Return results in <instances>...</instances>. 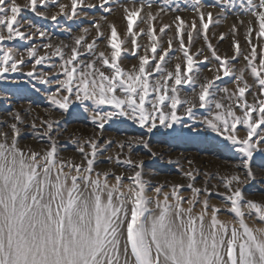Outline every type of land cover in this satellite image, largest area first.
I'll return each instance as SVG.
<instances>
[{"label": "snow or ice", "instance_id": "6c2138e0", "mask_svg": "<svg viewBox=\"0 0 264 264\" xmlns=\"http://www.w3.org/2000/svg\"><path fill=\"white\" fill-rule=\"evenodd\" d=\"M80 117L92 133L62 141ZM178 148L230 162L202 170ZM258 174L264 0H0V264H264Z\"/></svg>", "mask_w": 264, "mask_h": 264}, {"label": "rangeland", "instance_id": "374dc122", "mask_svg": "<svg viewBox=\"0 0 264 264\" xmlns=\"http://www.w3.org/2000/svg\"><path fill=\"white\" fill-rule=\"evenodd\" d=\"M62 2H65V0H62ZM115 7V5H114ZM51 11H56V8L53 7ZM100 12H95V13H89V16H100ZM36 19V22L38 24H43L45 26H48L50 29L53 27L50 21H44L40 20L39 18H34ZM108 19L114 23L117 24L118 30L123 33L125 30V25L124 22L121 20V14L120 11L117 10L115 11L111 16L108 17ZM167 19V17H166ZM233 17L229 16L228 20L219 25L216 31H224L227 30L228 26L232 23ZM141 27H144L145 25L141 24ZM105 29L107 28V25L104 26ZM171 33H169L170 35ZM59 39H66L65 36H59ZM147 38L143 37L141 38V43L146 42ZM164 40V47H167V36L163 38ZM213 43H216V41H213ZM229 40H225L224 42L220 43L219 45V51L221 54L227 52L228 54H231V49L229 47ZM130 47V44L128 45ZM201 46V41H197L195 44V47L192 49L195 51L196 48H199ZM205 54H208L205 52ZM174 55H179V53H175ZM200 59H203V57H200ZM126 65H131L133 63H136V60L134 58H128L124 61ZM239 67V64L237 65ZM27 70V69H25ZM204 71L207 73V69L205 68ZM221 86H224L221 84ZM228 86H231L230 84ZM31 99L34 101L35 105H38L37 110L42 111L44 107L47 106L46 102L43 101V99L39 96L33 95ZM251 99V97H249ZM21 103L25 106H27L28 101L24 100L21 101ZM57 116L59 115L58 113L56 114ZM67 128L68 131L64 133L63 136L60 137L62 141H66L69 139L70 134H73L75 136H86L90 135L93 131V126L83 117H80L79 119H72L67 123ZM117 129H120L119 131ZM129 135V136H136L141 134V130L135 127H130L127 125H112L110 127H107L105 130V135L106 136H112L116 139H122L124 135ZM243 131L241 132V135H243ZM153 146L154 147H160V145L154 140L153 141ZM69 152H71V149L69 148ZM179 153H183L184 155H189L192 158L195 159L196 165L199 166L202 170L210 171V172H215L217 170H220L221 172L227 170L228 164H229V157L228 156H218V154H213V153H204L201 152L199 154L198 150L195 148H178L173 150L170 155L176 156ZM142 155L144 154L143 152L141 153ZM234 162V161H231ZM106 165H102L104 167ZM156 171L158 172V175L153 177V179L156 180H178L179 179V173L176 171V168L173 167H168L164 169H159L157 168ZM264 188V183L261 182V176L258 174L257 176V182L253 184L251 187L246 189V194L249 195L250 197H253L255 199H261L264 198V194L261 193L260 189ZM213 202H218L217 200L214 199ZM223 219H231L230 216L227 215H222Z\"/></svg>", "mask_w": 264, "mask_h": 264}]
</instances>
